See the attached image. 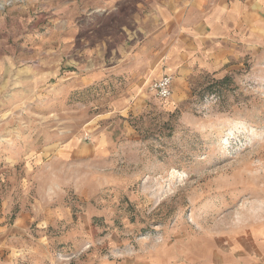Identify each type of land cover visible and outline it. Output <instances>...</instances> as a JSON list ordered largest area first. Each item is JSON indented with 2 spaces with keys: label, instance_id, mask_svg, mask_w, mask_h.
<instances>
[{
  "label": "rangeland",
  "instance_id": "374dc122",
  "mask_svg": "<svg viewBox=\"0 0 264 264\" xmlns=\"http://www.w3.org/2000/svg\"><path fill=\"white\" fill-rule=\"evenodd\" d=\"M73 1L6 0L31 20L15 24L16 62L0 68V264L167 246L192 262L235 251L264 264V15L223 54L184 57L163 24H133V6L120 29L105 5ZM152 55L154 74L135 62ZM163 71L166 99L152 88Z\"/></svg>",
  "mask_w": 264,
  "mask_h": 264
},
{
  "label": "crops",
  "instance_id": "0c3cea01",
  "mask_svg": "<svg viewBox=\"0 0 264 264\" xmlns=\"http://www.w3.org/2000/svg\"><path fill=\"white\" fill-rule=\"evenodd\" d=\"M76 1L72 2L73 8H77L79 0ZM91 2L96 5L95 12L96 8L101 7V4L105 5V10L106 8L110 9L104 11L106 21H108L109 14H118L119 20H121L119 23L111 18L109 22L121 24L118 26L120 29L129 28L126 18L127 7L133 6L134 16H132L133 21L131 18V22L136 26H144L146 17L150 23L163 24L164 30H169V34L172 31V35H168L169 53L174 55L178 53L184 57L189 53L205 52L202 48L204 46L207 47L205 48L206 52L211 53L214 58L215 55L223 54L225 46L232 43V39L239 40L244 31L250 33L256 28V22L261 21L264 15V0H91ZM5 4L6 0H0V51L2 52L0 68L6 67V70H10L16 62L15 51L10 50L14 47L15 24L23 27L25 22L31 20V13L25 5ZM63 6L62 3L61 8H64ZM113 6L114 10H112ZM36 23L39 24V20ZM39 25L42 26V24ZM205 39L208 40L206 43ZM216 39H222L220 43L224 48L220 50L217 48ZM135 58V62L145 63L144 71H152L151 74H154L158 68H155V65H158L159 56L152 55L151 59L146 60L139 56ZM53 62L56 63L57 60L53 59ZM60 69L61 67L57 69V65L50 69L40 66V69L36 71L37 79L44 78L45 80L55 76ZM167 73L171 74L170 71H163L160 77ZM233 249L236 250V248ZM250 253H248L249 259L256 262V259L252 257L253 254ZM186 254V252H178L175 247L167 246L153 248L147 252H137L135 255H127L123 259L101 258L98 261L84 264H243L245 260L243 254L240 255L235 251L232 252L235 260L231 262H214V260L209 263L206 261L192 262ZM261 256L264 260V253Z\"/></svg>",
  "mask_w": 264,
  "mask_h": 264
},
{
  "label": "built area",
  "instance_id": "2783aa9c",
  "mask_svg": "<svg viewBox=\"0 0 264 264\" xmlns=\"http://www.w3.org/2000/svg\"><path fill=\"white\" fill-rule=\"evenodd\" d=\"M173 75L170 73L164 74L159 79L155 80L152 88L157 97L166 99L172 96L173 93Z\"/></svg>",
  "mask_w": 264,
  "mask_h": 264
}]
</instances>
